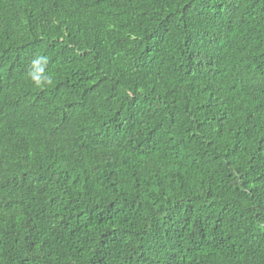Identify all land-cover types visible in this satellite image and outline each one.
<instances>
[{
	"label": "trees",
	"instance_id": "16d2710c",
	"mask_svg": "<svg viewBox=\"0 0 264 264\" xmlns=\"http://www.w3.org/2000/svg\"><path fill=\"white\" fill-rule=\"evenodd\" d=\"M0 264H264V0H0Z\"/></svg>",
	"mask_w": 264,
	"mask_h": 264
},
{
	"label": "clouds",
	"instance_id": "9594fccd",
	"mask_svg": "<svg viewBox=\"0 0 264 264\" xmlns=\"http://www.w3.org/2000/svg\"><path fill=\"white\" fill-rule=\"evenodd\" d=\"M49 58L46 55H36L30 60L27 78L38 88H44L53 83L52 75L47 71Z\"/></svg>",
	"mask_w": 264,
	"mask_h": 264
}]
</instances>
